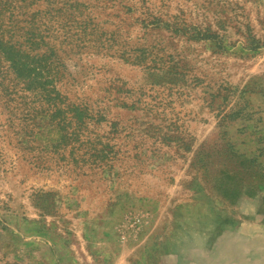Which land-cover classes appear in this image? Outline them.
I'll return each instance as SVG.
<instances>
[{
    "label": "rangeland",
    "instance_id": "rangeland-1",
    "mask_svg": "<svg viewBox=\"0 0 264 264\" xmlns=\"http://www.w3.org/2000/svg\"><path fill=\"white\" fill-rule=\"evenodd\" d=\"M0 264H264V0H0Z\"/></svg>",
    "mask_w": 264,
    "mask_h": 264
},
{
    "label": "crops",
    "instance_id": "crops-1",
    "mask_svg": "<svg viewBox=\"0 0 264 264\" xmlns=\"http://www.w3.org/2000/svg\"><path fill=\"white\" fill-rule=\"evenodd\" d=\"M68 246H70V244H68ZM72 246H74V247H72ZM70 247H72L73 248V250L71 249V253H73V255H67L66 254V257H69V258H67V259H72L73 261H77V259L80 261V259L79 258H77V256H76V254H74V253H77L75 250H74V248H75V245H71ZM65 248H67V247H65ZM92 256V255H91Z\"/></svg>",
    "mask_w": 264,
    "mask_h": 264
},
{
    "label": "trees",
    "instance_id": "trees-1",
    "mask_svg": "<svg viewBox=\"0 0 264 264\" xmlns=\"http://www.w3.org/2000/svg\"><path fill=\"white\" fill-rule=\"evenodd\" d=\"M76 108H79V107L76 106Z\"/></svg>",
    "mask_w": 264,
    "mask_h": 264
}]
</instances>
